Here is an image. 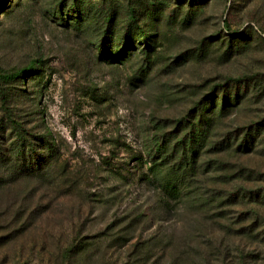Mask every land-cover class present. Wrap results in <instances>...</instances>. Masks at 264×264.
<instances>
[{"label": "rangeland", "instance_id": "obj_1", "mask_svg": "<svg viewBox=\"0 0 264 264\" xmlns=\"http://www.w3.org/2000/svg\"><path fill=\"white\" fill-rule=\"evenodd\" d=\"M14 74L0 264H264V0H0Z\"/></svg>", "mask_w": 264, "mask_h": 264}, {"label": "trees", "instance_id": "obj_2", "mask_svg": "<svg viewBox=\"0 0 264 264\" xmlns=\"http://www.w3.org/2000/svg\"><path fill=\"white\" fill-rule=\"evenodd\" d=\"M17 78H18V74L9 75V76L0 75V81L9 82V81H14ZM36 170L37 169H35V171ZM171 175H173L172 177H175V180L165 181L163 186H161V187L164 189L165 192H168L170 194H174L178 190V186L180 185V181L182 180L183 177L186 176L185 168H184V170L173 171V172H171Z\"/></svg>", "mask_w": 264, "mask_h": 264}]
</instances>
